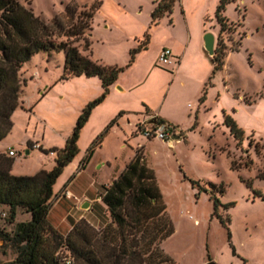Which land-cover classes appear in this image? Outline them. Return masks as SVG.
<instances>
[{
  "label": "rangeland",
  "instance_id": "rangeland-1",
  "mask_svg": "<svg viewBox=\"0 0 264 264\" xmlns=\"http://www.w3.org/2000/svg\"><path fill=\"white\" fill-rule=\"evenodd\" d=\"M19 1L51 22L55 15L65 12L67 4L78 8L77 15L95 0ZM216 1L219 0H185V6L194 27L201 24L200 5L209 9L205 25L210 29L207 31L214 32L217 42L220 26L215 18ZM153 6L154 0H102L90 30L83 35L89 38V49L84 48V39L75 44L100 63L118 61L125 65L131 58V48L142 43L146 32L150 34L147 48L135 54L132 72L121 77L147 75V82L136 92L142 90L156 113L173 117L184 129L181 137L176 135L180 140H173L174 143L147 137L146 152L142 145L135 150L154 170L174 224V232L161 246L178 264H207L210 260L216 264H264V0H234L227 4L223 13L236 22L223 33L228 54L224 68L213 74L210 67L206 80L200 72L192 71L188 63L173 80L177 63L158 62L156 52L166 41L170 17L165 14L158 25H152ZM54 39L65 40L66 36ZM238 42L239 49L233 50ZM65 56L62 49L40 51L20 69V104L12 116V129L0 141L2 147L11 144L15 148L12 174L31 175L52 168L56 152L34 149L27 154L26 135L43 141L46 149L62 148L82 109L103 92L97 76L62 78ZM208 64L212 65L209 56ZM206 85L207 106L203 108L200 97ZM119 96L117 92L107 94L96 106L90 124L80 132L78 153L54 185L49 221L58 223L54 226L63 234L79 220L75 208H89L81 206L88 196L93 197L94 204L87 218H81L97 228L109 219L101 193L129 163L135 145L131 132L134 125H128L125 119L118 120L119 112L113 114ZM225 114L243 129L242 139L231 134L224 122ZM149 116V120L158 118L152 113ZM114 118L116 122L102 136L90 158L88 172L94 174L74 178L88 149ZM95 125L97 132L91 130ZM66 188L78 196L80 205L74 206L63 196ZM256 190L263 196H258ZM8 215L4 205L0 225L11 230L14 224L8 223ZM30 217V213L18 210L16 220ZM66 254L63 249V255ZM14 256L9 244L0 241V261Z\"/></svg>",
  "mask_w": 264,
  "mask_h": 264
},
{
  "label": "trees",
  "instance_id": "trees-1",
  "mask_svg": "<svg viewBox=\"0 0 264 264\" xmlns=\"http://www.w3.org/2000/svg\"><path fill=\"white\" fill-rule=\"evenodd\" d=\"M101 1L95 0L77 15L78 8L67 4L65 12L46 22L19 0H0V140L12 129V116L20 104V69L34 54L51 49L65 50L62 78L98 76L103 87L102 94L82 109L62 148L46 149L40 145L39 149L44 152H56L52 168L40 169L31 175H15L11 173L14 158L0 152V214L2 207L7 206L8 223L14 224L11 230L0 225V241L9 244L15 254L14 258L0 261V264H178L161 246L163 240L174 232V224L168 215L156 174L138 152L119 175L104 186L101 199L109 219L102 227L97 228L81 218L63 234L48 219L55 195L54 185L64 167L78 153L79 135L93 108L105 99L120 73L135 60L138 51L147 48L150 41V34L146 32L142 43L131 49V58L125 65H105L92 59L90 54L82 53L75 42L84 39V48L89 49V38H83V35L90 30ZM176 1L154 0L151 24H158L165 14H170ZM231 1L234 0H219L215 9L220 28L215 53L210 56L213 74L223 68L228 54L223 33L236 24L223 13ZM59 35H65L66 39L56 41L54 38ZM237 44L233 50H238L241 42ZM206 92L207 85L200 97L201 102ZM157 119L164 121L160 117ZM116 120L111 121L88 149L80 168L86 166L95 146ZM224 122L230 127L231 134L237 139L243 138V129L231 116L225 114ZM255 192L263 196L260 190ZM18 210L30 213V219L17 221ZM63 249L68 254L63 255ZM68 255L72 258L71 263L64 260Z\"/></svg>",
  "mask_w": 264,
  "mask_h": 264
},
{
  "label": "crops",
  "instance_id": "crops-1",
  "mask_svg": "<svg viewBox=\"0 0 264 264\" xmlns=\"http://www.w3.org/2000/svg\"><path fill=\"white\" fill-rule=\"evenodd\" d=\"M182 3H183V5H182ZM218 3H219V1H216V3H215L216 6ZM178 4H179L180 8H178ZM154 6H155V3H154ZM154 6H153L152 10L154 9ZM178 9L180 10V12ZM200 9H201L202 14H201V24L199 27L197 25L195 27L193 26L191 19H190V16H189V13H188V9L185 6V0H183V1L177 0L173 6V11L170 14H168V17H170V23L167 24L168 28H167L166 34H165L166 35L165 36L166 41L164 40V43L162 45H160L159 49L157 50L156 59H158V55H159V53L163 47H169L171 49L172 54H173V63L170 65H174L175 62L177 63L174 71L172 72L173 73V75H172L173 80H174V78L179 77L180 72L182 70V67H184V65L187 63L190 65L192 71H194L196 73L200 72L198 74L203 77V80H206V78L209 74L208 73L209 68L213 67V65H211V66L209 64L206 65L207 56H209V54L204 48V40L202 38V34L204 32H206L207 30H210L205 25V16L206 17L209 16L208 15L209 9L207 8L206 10H204V7L202 5H200ZM158 24H152V25H158ZM151 38H152V34H151ZM135 62L133 61L129 65V67H127L123 72L120 73L118 80L110 86V91L108 93V94H110V93L112 94L114 92H117L121 95V96H119V101H118V104H117L116 109L113 112V114L116 112H119L120 114L118 115V120L121 121V120L125 119L127 121L128 125L129 124L134 125V127L131 129V132H132V135L134 138L135 145L133 147V153L130 155L131 156L130 160L134 157L135 150L140 145L143 146L144 152H146V150H147V137L145 136L146 138L144 137V139L141 138L142 133L139 131L138 127L141 123L147 122V120H149V118H150L149 114L150 113L157 115L158 117L162 118L166 122L174 124L175 126L178 127V129H180V131H181L180 134H182V133L184 134V129H182V127H180V125L176 121V119H174L173 117H164V116H161L160 113L159 114L156 113L152 109V107L149 103L150 100L147 98V95L144 92H142V90L139 93L136 92V89L140 85H144L147 82V75L145 76V74H143V75L139 74L137 77H131L129 79L124 78V76H123V78L121 77L122 74H125L127 71L132 72V68L134 67ZM106 64H108V65H121L120 62H118V61H115L113 63H106ZM203 67L205 69L202 72ZM223 68H224V66H223ZM134 73H135V71H133V74ZM79 76H86V75H79ZM86 77L92 78L95 76H86ZM98 79L101 82V79L100 78H98ZM101 90L103 91L102 83H101ZM136 96H138L137 100H136ZM133 99L136 101L134 102ZM200 104H202L203 108H206V106H207V94H206L204 101H202V102L200 101ZM95 108H96V106L93 108L91 115H90L88 121L86 122V124L84 125V127H86L90 124V120H91V117L94 113ZM198 113H199V110H198ZM91 130L92 131L94 130V132L95 131L97 132L98 125H95ZM26 140H28V141H26ZM24 141H26V147H27L26 153L27 154H30L34 149H38V148L33 147V143H38L43 148L46 147V146H44L43 141H40V140H37L34 138L29 139V137L27 135H26V138ZM29 142H31L32 145L31 144L29 145ZM122 146L125 147L126 144H124ZM10 149L15 150L14 146L11 144H9L7 147H2L0 145V152L8 154V151ZM15 156H16V151H15V155L12 156L14 158V160H15ZM91 159L89 160V162L86 164V166L84 168L79 169L80 164L78 165L77 173H76V176L74 178H76L77 175H79V174L80 175L81 174H85V175L94 174L92 171L88 172ZM100 166H101V164H99V167ZM94 176H96V175H94ZM96 180L97 179L95 178L94 181L96 182ZM65 190H69L73 196H76L74 193H72V191L70 189L66 188ZM76 197L78 198V196H76ZM65 198H68L74 204V206L80 205L79 200L75 199L74 197H65ZM53 199H54V197H53ZM84 201L89 202V208L88 209L83 210L82 208H80L81 210H78L77 208H75V210H74V213L77 214L79 219L81 217H86L87 212H90L92 210V207L94 204V199L91 196H88L87 199H85ZM49 216H50V212L48 214V219H49ZM51 224H53L55 226L58 225V223L56 225L54 222H51Z\"/></svg>",
  "mask_w": 264,
  "mask_h": 264
},
{
  "label": "built area",
  "instance_id": "built-area-1",
  "mask_svg": "<svg viewBox=\"0 0 264 264\" xmlns=\"http://www.w3.org/2000/svg\"><path fill=\"white\" fill-rule=\"evenodd\" d=\"M158 62L161 64L167 65L173 63V54L169 47H163L158 55ZM154 123H149L147 125L146 122L141 123L139 127V131L146 137H158L163 140H170L174 138L176 135L180 136L181 131L172 123L166 122V121H159L157 118ZM147 126H151V128H148ZM33 147L40 148V145L38 143H33ZM8 155L14 156L15 150L10 149L8 151ZM64 197H74L75 199H78L76 196H73L69 190H65ZM64 260L67 263H71L72 258L70 255L65 256Z\"/></svg>",
  "mask_w": 264,
  "mask_h": 264
},
{
  "label": "water",
  "instance_id": "water-1",
  "mask_svg": "<svg viewBox=\"0 0 264 264\" xmlns=\"http://www.w3.org/2000/svg\"><path fill=\"white\" fill-rule=\"evenodd\" d=\"M204 40V48L205 50L208 52L209 56H213L215 53V45H216V36L214 34V32L212 31H207L204 34L203 37ZM156 120L152 119L149 120V123H154ZM180 138L178 136H175L174 138L168 140L170 143H173V140H179ZM83 208H87L89 207V202L85 201L82 205ZM207 264H216L215 261L210 260L207 262Z\"/></svg>",
  "mask_w": 264,
  "mask_h": 264
}]
</instances>
